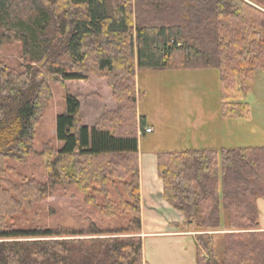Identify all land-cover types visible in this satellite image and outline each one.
Instances as JSON below:
<instances>
[{
    "label": "trees",
    "instance_id": "obj_1",
    "mask_svg": "<svg viewBox=\"0 0 264 264\" xmlns=\"http://www.w3.org/2000/svg\"><path fill=\"white\" fill-rule=\"evenodd\" d=\"M13 43H23L22 68L0 58V264H148L137 73L216 69L222 115L250 118L244 98L264 70V0H0V50ZM92 76L107 80L110 108L85 123L80 97L67 92L57 116L61 147L46 143L42 151L51 160L48 180L8 179L9 161L26 162L35 149L51 83L66 87ZM157 165L165 199L198 232L197 264H264L257 205L264 198V146L162 150ZM61 183L75 185L104 217L128 216V225L103 238H76L84 233L66 226L9 225L10 216ZM226 225L219 255L211 231Z\"/></svg>",
    "mask_w": 264,
    "mask_h": 264
},
{
    "label": "rangeland",
    "instance_id": "obj_2",
    "mask_svg": "<svg viewBox=\"0 0 264 264\" xmlns=\"http://www.w3.org/2000/svg\"><path fill=\"white\" fill-rule=\"evenodd\" d=\"M22 54L23 43L6 44L0 50V58L19 70L23 65ZM137 75L139 114L144 116L153 128L151 133L144 135L141 134L144 133L143 129L138 130V135H141L139 137L141 157L148 166L150 161L155 163L158 151L192 147L201 135L197 129L209 130L210 126L206 124L209 121L202 120L203 118L206 120L207 116L209 119L211 114L221 110L220 75L216 69L147 70L140 71ZM254 80V91L244 98L252 106L253 120L250 122L249 130H252V134L261 130V137L264 139L263 69L257 70ZM107 88V80L97 76H92L86 82L77 81L70 83L69 86L66 84V87L51 83L53 97L44 107L38 122L35 149L26 162L9 161L14 171H9L7 178L20 182L18 176L21 174L29 179L46 182L51 160L44 156L42 151L46 143L57 148L61 147L56 135L57 116L65 109L67 92L71 91L80 97L83 104V121L86 123L89 120L90 124H93L99 111L103 113L104 109L110 108L108 103H112L110 97L105 96ZM92 110H95L93 118L89 114ZM221 128L223 129L222 126ZM234 131L239 138L237 127L233 129ZM258 143L264 145V140H259ZM85 198L86 195L78 192L75 185L57 184L51 196L32 208L13 214L8 218V222L15 229L55 230L60 226H66L84 233L82 236H75L76 238L110 237L112 233L128 225V216L104 217L96 206L87 204ZM111 198L117 202V194L113 188H111ZM98 200L99 203L104 202L102 197H98ZM92 231L103 234H89ZM228 231V229L211 231L219 255L224 249V233Z\"/></svg>",
    "mask_w": 264,
    "mask_h": 264
},
{
    "label": "crops",
    "instance_id": "obj_3",
    "mask_svg": "<svg viewBox=\"0 0 264 264\" xmlns=\"http://www.w3.org/2000/svg\"><path fill=\"white\" fill-rule=\"evenodd\" d=\"M256 76L257 72L255 79ZM254 89L255 85L252 91ZM207 117H205L206 120L203 118L202 121H209L206 124L211 129H197L201 135L195 140V144L189 148L220 150L222 148L264 146L263 143L262 145L258 143L259 140H264L261 137V130L254 131L253 134L252 130H249L250 122L253 120L252 106L248 119L224 117L221 110L216 111V114H211L209 119ZM145 127L152 128L146 118ZM235 127L239 130L237 134L239 138L236 137V132H233ZM141 134L144 135L146 132ZM138 154L144 260L148 264H197L196 229L192 224L186 223L184 214L165 199L164 184L158 174L157 156L154 164L153 161H150L146 166L143 157H141L140 146ZM257 205L260 211V229L264 230V198H258ZM227 229L229 227L226 225L223 230Z\"/></svg>",
    "mask_w": 264,
    "mask_h": 264
},
{
    "label": "built area",
    "instance_id": "obj_4",
    "mask_svg": "<svg viewBox=\"0 0 264 264\" xmlns=\"http://www.w3.org/2000/svg\"><path fill=\"white\" fill-rule=\"evenodd\" d=\"M145 132H146V133H150V132H152V128H150V127L146 128Z\"/></svg>",
    "mask_w": 264,
    "mask_h": 264
},
{
    "label": "bare ground",
    "instance_id": "obj_5",
    "mask_svg": "<svg viewBox=\"0 0 264 264\" xmlns=\"http://www.w3.org/2000/svg\"><path fill=\"white\" fill-rule=\"evenodd\" d=\"M146 128H148V127H145V128L143 129L144 133H145Z\"/></svg>",
    "mask_w": 264,
    "mask_h": 264
}]
</instances>
